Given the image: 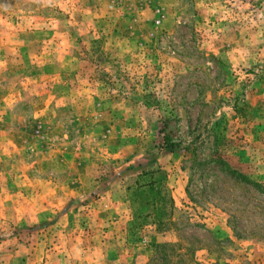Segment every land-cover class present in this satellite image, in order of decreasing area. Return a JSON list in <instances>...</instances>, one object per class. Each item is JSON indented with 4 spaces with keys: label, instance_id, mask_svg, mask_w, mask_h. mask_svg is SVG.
I'll return each mask as SVG.
<instances>
[{
    "label": "rangeland",
    "instance_id": "1",
    "mask_svg": "<svg viewBox=\"0 0 264 264\" xmlns=\"http://www.w3.org/2000/svg\"><path fill=\"white\" fill-rule=\"evenodd\" d=\"M0 264H264V0H0Z\"/></svg>",
    "mask_w": 264,
    "mask_h": 264
},
{
    "label": "trees",
    "instance_id": "2",
    "mask_svg": "<svg viewBox=\"0 0 264 264\" xmlns=\"http://www.w3.org/2000/svg\"><path fill=\"white\" fill-rule=\"evenodd\" d=\"M176 146L177 145L173 141V139H171V137H169L168 135H165L163 137V142L161 143L160 148H162V149H168V148L173 149ZM147 161H150V163L148 165L149 168H151V166L154 167V164H155V158H154V156L148 157ZM144 172L149 173V170L148 171L144 170Z\"/></svg>",
    "mask_w": 264,
    "mask_h": 264
}]
</instances>
